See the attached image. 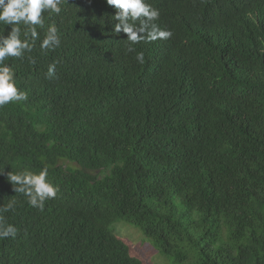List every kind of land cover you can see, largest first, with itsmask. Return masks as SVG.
I'll return each mask as SVG.
<instances>
[{
    "label": "trees",
    "instance_id": "16d2710c",
    "mask_svg": "<svg viewBox=\"0 0 264 264\" xmlns=\"http://www.w3.org/2000/svg\"><path fill=\"white\" fill-rule=\"evenodd\" d=\"M148 3L173 35L135 45L143 64L106 0H65L44 13L60 46L6 61L28 99L0 108V206L16 201L2 215L19 229L0 264H145L117 220L170 264H264V0ZM44 167L60 191L41 211L6 174Z\"/></svg>",
    "mask_w": 264,
    "mask_h": 264
},
{
    "label": "clouds",
    "instance_id": "9594fccd",
    "mask_svg": "<svg viewBox=\"0 0 264 264\" xmlns=\"http://www.w3.org/2000/svg\"><path fill=\"white\" fill-rule=\"evenodd\" d=\"M106 3L115 9L113 32L126 35L127 52H135V59L141 64L145 60L144 53L137 52L135 45L167 40L173 35L172 31L156 23L160 11L148 0H106ZM64 4L65 0H0V23L11 26L7 36L0 33V108L10 102L28 99L27 92L18 87L15 69L6 61L24 58L26 53H31L37 40L42 52L55 51L61 44L60 32L55 23L48 24L45 30L44 13H48V18L53 14L59 15ZM32 62L35 63L34 60ZM55 71L56 64H50L46 78H53ZM0 174H4L3 171ZM6 178L15 193L23 194L29 206L41 211L45 202L55 199L60 191L59 186L48 178L47 167L39 171L27 168L15 172L10 170ZM15 204V200H10L7 205L0 206V240L15 238L18 234L19 229L6 223L2 215L14 210Z\"/></svg>",
    "mask_w": 264,
    "mask_h": 264
},
{
    "label": "rangeland",
    "instance_id": "374dc122",
    "mask_svg": "<svg viewBox=\"0 0 264 264\" xmlns=\"http://www.w3.org/2000/svg\"><path fill=\"white\" fill-rule=\"evenodd\" d=\"M114 222L117 223L115 226L116 234L130 246L133 253L145 264H170L165 256L154 249L149 241L151 239L147 238L140 229L122 220Z\"/></svg>",
    "mask_w": 264,
    "mask_h": 264
}]
</instances>
